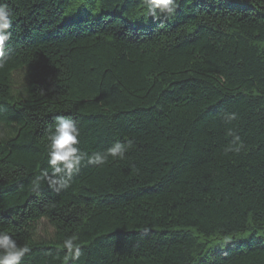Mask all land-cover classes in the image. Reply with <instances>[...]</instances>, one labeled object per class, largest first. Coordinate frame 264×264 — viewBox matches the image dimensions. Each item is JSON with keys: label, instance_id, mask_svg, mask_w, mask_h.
<instances>
[{"label": "trees", "instance_id": "1", "mask_svg": "<svg viewBox=\"0 0 264 264\" xmlns=\"http://www.w3.org/2000/svg\"><path fill=\"white\" fill-rule=\"evenodd\" d=\"M0 2V230L30 247L21 264H264V0H179L155 21L144 0ZM57 116L88 155L132 147L37 187Z\"/></svg>", "mask_w": 264, "mask_h": 264}, {"label": "clouds", "instance_id": "2", "mask_svg": "<svg viewBox=\"0 0 264 264\" xmlns=\"http://www.w3.org/2000/svg\"><path fill=\"white\" fill-rule=\"evenodd\" d=\"M148 14L153 20H167L175 15L179 6V0H144ZM9 8L0 2V58L5 55V44L11 38L12 20ZM237 119L235 113L226 114V120L231 122ZM228 135L233 137L232 143L225 149L226 152H239L243 142L232 129ZM80 129L77 121L57 116L55 122L49 126L47 134V164L48 168L42 170L36 177L35 184L38 187L41 181H46L53 191L68 189L72 178L78 174L82 162L95 166H102L113 159H124L126 153L132 147L131 141L112 144L104 152H94L91 155L84 153L79 148ZM50 170V171H49ZM64 248L67 255L65 260H77L81 254L80 248L72 238L64 240ZM31 251L27 245H18L13 236L4 230H0V264H21L22 259Z\"/></svg>", "mask_w": 264, "mask_h": 264}, {"label": "rangeland", "instance_id": "3", "mask_svg": "<svg viewBox=\"0 0 264 264\" xmlns=\"http://www.w3.org/2000/svg\"><path fill=\"white\" fill-rule=\"evenodd\" d=\"M36 236L38 239H50L53 236V229L45 220H42L37 226Z\"/></svg>", "mask_w": 264, "mask_h": 264}]
</instances>
